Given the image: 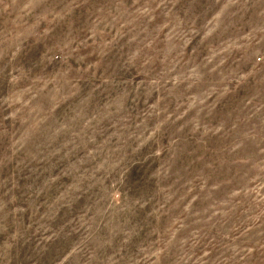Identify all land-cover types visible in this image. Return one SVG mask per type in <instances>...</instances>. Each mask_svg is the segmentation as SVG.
<instances>
[{
  "label": "rangeland",
  "instance_id": "1",
  "mask_svg": "<svg viewBox=\"0 0 264 264\" xmlns=\"http://www.w3.org/2000/svg\"><path fill=\"white\" fill-rule=\"evenodd\" d=\"M0 264H264V0H0Z\"/></svg>",
  "mask_w": 264,
  "mask_h": 264
}]
</instances>
